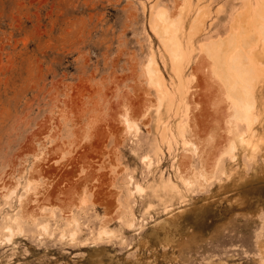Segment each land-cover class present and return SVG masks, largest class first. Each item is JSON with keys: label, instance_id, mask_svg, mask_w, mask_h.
Listing matches in <instances>:
<instances>
[{"label": "rangeland", "instance_id": "374dc122", "mask_svg": "<svg viewBox=\"0 0 264 264\" xmlns=\"http://www.w3.org/2000/svg\"><path fill=\"white\" fill-rule=\"evenodd\" d=\"M251 1L0 0V264H264L263 33L252 127L208 49Z\"/></svg>", "mask_w": 264, "mask_h": 264}, {"label": "bare ground", "instance_id": "6f19581e", "mask_svg": "<svg viewBox=\"0 0 264 264\" xmlns=\"http://www.w3.org/2000/svg\"><path fill=\"white\" fill-rule=\"evenodd\" d=\"M249 3L251 5L252 1L249 0ZM258 7L259 6H257V11L255 12L256 16L254 20L251 18L241 19L242 21H240L238 32L232 30L226 38L220 36L218 37L219 39L217 38V41H212L213 45H208V49L211 51V53L209 54L220 64L218 70L220 72V76L223 79L221 80L224 81L225 88H227L228 93L233 96L234 99H236L237 103L235 104L239 105V107H235L234 116L244 120L245 122H248L247 124H249V126L251 127L259 119L258 115L254 111L258 104L255 88L259 75L258 68L256 66L257 64L254 61L256 55H250V53L245 50V46L248 47V44L251 40L257 39L258 31H261L263 33V35H260V39L264 41V2L261 3V6L259 8ZM159 19V23L155 26V30L158 36L162 39L167 49H169L173 55L181 53V51L184 49V46L182 45L180 37L177 33V29L173 26L165 10H161L159 12ZM231 50L235 51L232 55V59L229 60V52ZM149 70L152 74H155L156 71L158 72V69L152 67ZM252 130L253 133H251V137L247 139L243 133H236V136L239 139L242 147L247 149L250 148L251 150L254 146V140H252V137H255L257 135L254 129ZM260 140L262 141V144H264V138H259L258 141L261 142ZM232 145L235 144L233 143L231 144V146ZM202 171H204V169ZM203 175H205V173H203ZM203 175L202 178L205 177ZM12 193H10L7 197H10ZM20 198L21 200H23L22 197ZM24 211L27 213L26 210ZM25 212H23V217H26V215H24L26 214ZM133 225L134 224L131 223V226ZM48 226L49 225L47 224V226L44 227L48 229ZM10 227L11 226H9V228ZM21 229L23 231V228ZM77 230L78 226L75 224V230L71 233L73 238L76 237ZM12 231L11 234H13ZM101 234H108V231L103 230Z\"/></svg>", "mask_w": 264, "mask_h": 264}]
</instances>
